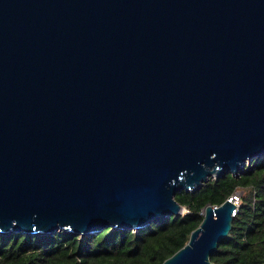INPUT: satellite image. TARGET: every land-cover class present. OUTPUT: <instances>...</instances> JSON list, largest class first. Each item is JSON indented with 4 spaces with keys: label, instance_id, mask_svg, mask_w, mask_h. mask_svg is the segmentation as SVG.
<instances>
[{
    "label": "water",
    "instance_id": "water-1",
    "mask_svg": "<svg viewBox=\"0 0 264 264\" xmlns=\"http://www.w3.org/2000/svg\"><path fill=\"white\" fill-rule=\"evenodd\" d=\"M263 154L264 0H0L1 233L144 227ZM234 207L159 264H221Z\"/></svg>",
    "mask_w": 264,
    "mask_h": 264
},
{
    "label": "trees",
    "instance_id": "trees-1",
    "mask_svg": "<svg viewBox=\"0 0 264 264\" xmlns=\"http://www.w3.org/2000/svg\"><path fill=\"white\" fill-rule=\"evenodd\" d=\"M235 189L241 193L231 228L218 240L210 258L221 264H260L264 258V154L238 176L228 172L210 177L198 188L176 191L183 211L144 227L107 225L84 234L61 228L52 233L0 232V264H159L186 241L206 203L218 204Z\"/></svg>",
    "mask_w": 264,
    "mask_h": 264
},
{
    "label": "built area",
    "instance_id": "built-area-1",
    "mask_svg": "<svg viewBox=\"0 0 264 264\" xmlns=\"http://www.w3.org/2000/svg\"><path fill=\"white\" fill-rule=\"evenodd\" d=\"M239 194H240L239 189H235L229 196H227V198H229L230 200H232L235 203V207L233 208L232 213H234L236 206L239 202V196H238ZM183 208H184V206H183ZM203 209H204V207L200 209L201 213H203Z\"/></svg>",
    "mask_w": 264,
    "mask_h": 264
},
{
    "label": "rangeland",
    "instance_id": "rangeland-1",
    "mask_svg": "<svg viewBox=\"0 0 264 264\" xmlns=\"http://www.w3.org/2000/svg\"><path fill=\"white\" fill-rule=\"evenodd\" d=\"M240 193H241V189H239Z\"/></svg>",
    "mask_w": 264,
    "mask_h": 264
}]
</instances>
